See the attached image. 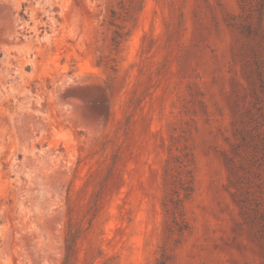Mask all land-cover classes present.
I'll list each match as a JSON object with an SVG mask.
<instances>
[{
	"label": "rangeland",
	"instance_id": "obj_1",
	"mask_svg": "<svg viewBox=\"0 0 264 264\" xmlns=\"http://www.w3.org/2000/svg\"><path fill=\"white\" fill-rule=\"evenodd\" d=\"M261 140L264 0H0V264H264Z\"/></svg>",
	"mask_w": 264,
	"mask_h": 264
},
{
	"label": "trees",
	"instance_id": "obj_2",
	"mask_svg": "<svg viewBox=\"0 0 264 264\" xmlns=\"http://www.w3.org/2000/svg\"><path fill=\"white\" fill-rule=\"evenodd\" d=\"M261 144H264V141L261 140ZM66 255H65V260L64 263H67V261L69 260H73L74 259V255L76 252V240H74L73 238L70 239L69 237L66 238Z\"/></svg>",
	"mask_w": 264,
	"mask_h": 264
}]
</instances>
